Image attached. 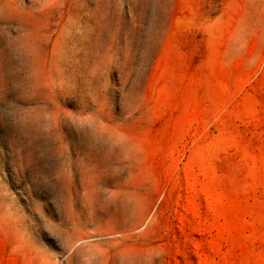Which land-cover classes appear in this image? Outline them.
Segmentation results:
<instances>
[{"label":"rangeland","instance_id":"1","mask_svg":"<svg viewBox=\"0 0 264 264\" xmlns=\"http://www.w3.org/2000/svg\"><path fill=\"white\" fill-rule=\"evenodd\" d=\"M0 264H264V0H0Z\"/></svg>","mask_w":264,"mask_h":264}]
</instances>
